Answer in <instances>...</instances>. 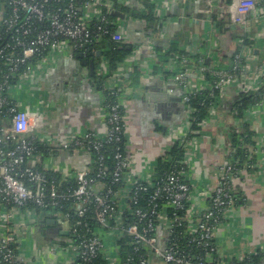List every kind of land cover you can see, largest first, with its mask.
Wrapping results in <instances>:
<instances>
[{
  "label": "built area",
  "instance_id": "obj_1",
  "mask_svg": "<svg viewBox=\"0 0 264 264\" xmlns=\"http://www.w3.org/2000/svg\"><path fill=\"white\" fill-rule=\"evenodd\" d=\"M213 2H207L211 9ZM113 7L112 0H0V59L10 72L0 81V198L6 206H13L11 210H0V255L4 258L0 264H35L21 254L22 241L15 238L17 226H11L13 212L18 208H23L25 214L35 213L30 205L46 211L39 214L42 222L53 219L70 236L78 235L82 226L85 228V236L75 245L68 248L50 245L47 255L53 261L49 264H75L77 260L96 264L94 261L100 258L107 264H118L122 257L119 242L124 237L132 247L124 264H241L249 256L264 255V248L228 259L219 255L216 236L227 212L239 204L235 180L242 172L231 163L229 136L227 160L220 166L215 189L207 193L205 206H198L195 201L196 187L191 182L189 169L197 165L196 149L203 136L186 140L190 133L198 134L191 130L194 110L190 102L195 92L201 90L193 87L187 75L189 66H197L200 61L184 59L181 65L186 69L175 77L184 90L183 101L189 116L185 126L171 130L170 139L172 144L187 142V151L180 163L184 169L169 171L157 182L154 180L157 169L133 177L126 150L125 99L120 96L118 102L108 104L104 110V135L87 131L58 145L63 151L86 154L89 162L84 170L67 175L63 170H56L60 172L57 173L47 163L52 158L42 160L43 156L38 154V143L50 145L54 141L49 138L47 141L41 135L45 120L42 109L46 102L32 94V89V93H25L26 83L30 84L37 72L51 65L55 58L71 57L75 53L88 57L89 46L105 36L123 43L125 20H119L118 30L112 31L115 22H110L103 12L105 9L110 14ZM220 8L223 13L216 14L218 20L225 17L241 30H248L249 16L255 12L259 13L258 17L253 16V24L264 25V7L260 0H227ZM249 34L244 31L241 37L248 35L255 42L256 38ZM240 47L230 67L203 68L217 78L214 88L206 83L203 90H218L219 97L224 99L231 87L245 84V68L252 62L256 63L257 85H247L240 91L260 90L264 62L257 63L254 46H244L240 39ZM22 67L26 70L19 73ZM11 75L16 80H11ZM107 88L113 95L124 92L125 97L133 92L123 83L116 90ZM106 101L103 95V103ZM217 108L213 107L210 117ZM210 117L202 123L203 131ZM231 119L234 118L231 116ZM21 122L22 131L18 127ZM114 145L117 149L110 165L106 162V152ZM249 150L251 154L264 153V149L256 151L250 147ZM92 163L97 165L93 169ZM248 167L253 170L256 164ZM51 173L59 178L50 176ZM168 209L172 213L168 214ZM125 213L134 216L129 225L124 223ZM22 231L27 234L25 229ZM64 257L66 262L62 260Z\"/></svg>",
  "mask_w": 264,
  "mask_h": 264
},
{
  "label": "crops",
  "instance_id": "obj_2",
  "mask_svg": "<svg viewBox=\"0 0 264 264\" xmlns=\"http://www.w3.org/2000/svg\"><path fill=\"white\" fill-rule=\"evenodd\" d=\"M226 1L215 0L211 9V5L205 3L208 0H153V13L159 26L151 27L144 21L142 0H125L123 6L132 9L135 16L123 14L121 18L117 15L114 25L117 29L119 20H125V41L121 45H127L131 53L119 63L115 71L104 57L98 61L84 57L88 60L85 66L76 58L81 53H75L71 57L55 58L51 65L37 72L33 80L35 82L26 83L25 93L32 89V94L48 100L45 104L47 110L45 107L42 109L45 120L41 135L47 141L53 140L50 146H54L60 153L49 157L52 159L47 161L48 165L55 171L63 170L65 175L84 170L89 162L86 154L63 151L58 145L87 131L104 135L106 122L103 93L93 86L91 80L96 74L102 78L109 77L108 87L114 88L123 83L133 91L127 97L124 96L126 150L133 168V177L156 170L159 162L167 157L174 146L170 139L171 130L185 126L189 116L183 101L184 90L175 81V77L186 67L182 68L175 58L165 63L163 57L168 51L176 49L192 56L200 55L203 63L190 65L187 75L193 87L198 90H203L206 85L203 68L231 66L241 48L240 38L244 31L256 38L254 48L257 59L264 57V25L253 24V16L258 17L259 12L249 16L248 30H241L225 17L218 20V23L213 20V16L223 13L220 7ZM97 54L100 57V51ZM90 60L95 64L93 75ZM255 70L256 63L252 62L245 68V84L231 87L226 92L225 101L210 117L197 146V165L189 169V173L196 187L194 196L198 206H205L207 193L215 189L220 166L227 160L229 132L240 123L231 119L226 101L229 102L228 97L241 93L240 90L247 85H257ZM251 115L245 119L249 124L253 120ZM260 119L263 120H256V124H253L255 139L259 144L256 151L264 149V115ZM245 128L241 129L242 133ZM254 170L242 171L235 180L243 200L227 212L219 227L216 244L222 258L256 253L264 248V153H258ZM40 218L38 214L29 215L16 210L13 212L11 226H17L15 238L22 241L21 254L35 264H49L53 259L47 255L48 249L55 242L50 241L55 237L51 231L58 225L48 224V219L42 222ZM22 229L26 230V235ZM62 260L66 262V257Z\"/></svg>",
  "mask_w": 264,
  "mask_h": 264
},
{
  "label": "trees",
  "instance_id": "obj_3",
  "mask_svg": "<svg viewBox=\"0 0 264 264\" xmlns=\"http://www.w3.org/2000/svg\"><path fill=\"white\" fill-rule=\"evenodd\" d=\"M112 1L114 3L113 11L110 14H108L105 9L103 10L105 15H107V19L110 22L114 23L117 20L118 12L124 15H127V16L134 15L132 14L133 12H131L132 9L130 10L129 7L126 8L125 6L119 3L120 1H125V0H112ZM260 2H261V5L264 7V0H260ZM142 3L145 9L144 14H143L144 21L151 27H158L159 21L153 13V10H154V5L152 4L153 0H142ZM139 17L142 18L141 15ZM213 20L217 22L218 17L213 16ZM111 30L112 31L116 30L115 25L111 26ZM240 39L243 40L244 46H254L255 45V42L252 41V39H250L248 35H245L241 37ZM88 49L90 50L91 53L89 54L87 58L95 59L98 61L101 57L102 58L104 57L106 60L109 61L110 67L112 68L113 71H115L119 63L123 62L125 58L131 53V49L128 48L127 45H121L113 41L110 36L103 37L99 42H96L92 46H89ZM93 50H95V52ZM98 51H100L101 53L100 57H97ZM171 58L173 59L175 58L176 61L179 62L180 65L182 64V61L184 59H188V58L194 59L196 61H200L203 63V60L200 57V55L192 56V55H188V53H185V52H182L176 49H172V50L170 49L168 53L166 54V56L163 57L165 63H168L171 60ZM3 61L4 60L0 59V64H1L0 66L2 68V72H0V81L4 80L3 77L10 73L8 67L4 66ZM263 62H264V57L261 59L259 58L257 63L262 64ZM29 65L32 66L33 63L31 62V64ZM25 70L26 68L22 67L19 73H22ZM183 70L185 71L184 68ZM204 75L206 79L205 82L208 83L211 86V88H214V86L217 83V78L211 72H205ZM9 78H11V80H16L14 79V76L12 77V75ZM135 78L137 77H134V79ZM91 80L93 82V86L99 92L103 93V95L107 98V101L103 103L104 110H107L108 104L116 103L120 100L121 97L123 98L125 96L124 92H120L118 95L116 94L113 95L112 92L108 90L107 87L109 86V83H108L109 77L102 78L95 74L94 76H92ZM116 89L117 88H115V90ZM219 95L220 94L218 90H215V92H212V90L208 88L206 90L197 91L192 96L190 105L192 109L194 110V112L190 118V121L192 123L191 130L198 131V134L190 133L186 141L189 142L193 140L195 137L203 136L205 132L203 131V128L201 126L202 123L205 122L210 117L211 110L213 109V107L220 106L224 102V99H221ZM263 97H264V81L262 82V85L260 86L259 91L241 92L237 96L228 97L230 100L229 102L226 101V103L228 104V106L226 105L227 106L226 109H228V112L234 119L242 120L245 117V113L251 107H255L261 104L262 101H264ZM124 114H125V111L123 112V115ZM186 144L187 142L184 144L177 142L176 144H174L173 147H171L170 151L168 152L167 157L159 162V165H158V168L155 174V179H154L155 182L159 181L160 178H162L164 174L169 171H179L182 168L184 169V166H182L180 163L183 161L184 155L187 151ZM257 146H258V143L255 140V132H253L252 130L248 128H246V130L243 133H236L235 131H233L230 134V148L232 151L231 152V158H232L231 163L235 166V168H237L238 171H252V172L255 171L254 169L253 170L249 169L248 166L252 163L253 165L257 163V155L254 152L253 154H251L249 149L250 147H252L254 150L257 148ZM37 147H38V154L43 156V158H48V157H51L52 155L57 156V153L58 155H60L59 151L54 146L43 145V144L38 143ZM116 149H117V146L115 145L110 146L108 147V150L106 152V156H108L106 162H108L110 165L113 164L112 156L116 152ZM90 166H93L92 167L93 169L97 165L95 163L94 164L92 163L90 164ZM241 173L242 172H240L238 176ZM50 176H53L56 179L59 178V175L54 174V173H51ZM237 195H238L239 201L240 200L242 201L243 200L242 193L239 191ZM4 203L5 201L2 198H0V210L2 212L7 209L8 210L13 209L12 205L6 206ZM30 206H31V209L35 211V213L38 215L40 213H43V214L46 213V211L44 212L43 210H40L34 207V205H30ZM18 210L24 213L23 208H18ZM166 212L168 214L172 213L169 209ZM134 220L135 219L132 214L125 213V216H124L125 225H129ZM90 223L94 224L93 222H90ZM84 234H86V232H85V228L82 226L80 228L78 235L76 236L71 235L65 239L53 242L50 245L52 246L57 245L61 248H68L71 245H75L76 243H78V241H80L83 238ZM174 237L175 236H172V238ZM185 243H186V240H183L182 244L185 245ZM119 245L121 247L122 257H121V260L119 261L120 263L118 264H124V260L127 257V255L132 253V247L129 246L127 237H124L123 239H121V241L119 242ZM15 247L17 248V246ZM15 247H13V249L16 252ZM16 253H20V250L19 251L17 250ZM3 259H4L3 256L0 255V261L3 262ZM94 262H96V264H107V262L102 258ZM75 264H83V263L77 260ZM241 264H264V255L258 254V255L249 256L248 260Z\"/></svg>",
  "mask_w": 264,
  "mask_h": 264
},
{
  "label": "rangeland",
  "instance_id": "obj_4",
  "mask_svg": "<svg viewBox=\"0 0 264 264\" xmlns=\"http://www.w3.org/2000/svg\"><path fill=\"white\" fill-rule=\"evenodd\" d=\"M255 52H256V50H255ZM38 95H39V93H38ZM42 101H44V102H46V104H47V102H48V100L46 99V98H44L43 96H38ZM263 103H264V101H262ZM45 109H46V107H45ZM43 110H44V108H43ZM47 110V109H46ZM252 114V115H251ZM249 115H251L250 117H253V120H252V124H251V122H250V124L245 120V119H247V117L249 116ZM263 115H264V104L262 105V104H259V105H257V106H255V107H251L246 113H245V117L241 120H239L238 122H240L239 124H236L237 126H234V128L232 129V131H231V133L233 132V131H235L236 133H239V131L241 130V129H243L244 127H249L248 129H251L253 132H254V128L255 127H253V124H256V120H258V121H260V120H263V119H260V118H262L263 117ZM257 119H256V118ZM256 119V120H255ZM245 130H246V128H245ZM230 133V134H231ZM229 137H230V135H229ZM256 140V139H255ZM257 141V140H256ZM259 145V144H258Z\"/></svg>",
  "mask_w": 264,
  "mask_h": 264
},
{
  "label": "water",
  "instance_id": "obj_5",
  "mask_svg": "<svg viewBox=\"0 0 264 264\" xmlns=\"http://www.w3.org/2000/svg\"><path fill=\"white\" fill-rule=\"evenodd\" d=\"M205 3L208 4L207 2H205ZM186 8H187V7H186ZM186 8H185V9H186ZM187 9H188V8H187ZM117 15L120 16L121 18L124 17L123 14H119V13H118ZM188 16H189V15H188ZM76 58L79 59V60H81L85 66L87 65L88 60H87L86 58H84L83 54H78V56H77ZM89 64H90L91 74L93 75L94 72H95V64H94V61H93V60H90ZM190 77H195V76H191V75H190ZM35 78H36V77H35ZM35 78H33V79L31 80V84L35 82V81H33ZM38 89H39V88H37L36 90H38ZM47 223H48V224H51V225H53V226H57L56 221L53 220V219H49V220L47 221ZM51 233H53L55 237H54L52 240H50V241H57L58 239H65V238H67V237L70 236V232H69L68 230H65V229H63V228H61V227H59V226H58L57 228H55L54 230H52ZM55 238H56V239H55Z\"/></svg>",
  "mask_w": 264,
  "mask_h": 264
},
{
  "label": "clouds",
  "instance_id": "obj_6",
  "mask_svg": "<svg viewBox=\"0 0 264 264\" xmlns=\"http://www.w3.org/2000/svg\"><path fill=\"white\" fill-rule=\"evenodd\" d=\"M21 121L23 120V117L20 118ZM19 129L22 131L24 129V124L23 122H21L19 125H18Z\"/></svg>",
  "mask_w": 264,
  "mask_h": 264
}]
</instances>
